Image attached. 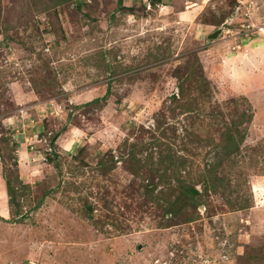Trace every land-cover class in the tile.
<instances>
[{
  "label": "rangeland",
  "instance_id": "rangeland-1",
  "mask_svg": "<svg viewBox=\"0 0 264 264\" xmlns=\"http://www.w3.org/2000/svg\"><path fill=\"white\" fill-rule=\"evenodd\" d=\"M150 1L0 0V117L53 98L58 165L0 136V264H264V0Z\"/></svg>",
  "mask_w": 264,
  "mask_h": 264
},
{
  "label": "crops",
  "instance_id": "crops-1",
  "mask_svg": "<svg viewBox=\"0 0 264 264\" xmlns=\"http://www.w3.org/2000/svg\"><path fill=\"white\" fill-rule=\"evenodd\" d=\"M238 46L240 47V45ZM248 51H246L247 54ZM246 52L244 55H246ZM250 53H252L251 66L264 67V44H258L251 48ZM257 69L258 67L254 70L246 68L245 80H249L253 74L260 72ZM13 99L16 103V110L0 117V136L6 137L5 143L7 140L6 145L13 152L20 177H25V183L28 181H40L45 179L44 177L46 176H43L40 169L46 165L49 166L50 172V168L53 167V162L48 159L50 158L49 156H53L54 151L53 144L50 142L51 138L48 139V136L53 134L52 129L49 128L54 117L53 108L55 109V106L53 98L41 100L34 92L19 90L16 94H13ZM45 120L49 121V124H45ZM82 137L83 131L79 127L71 126L67 128L58 135V139L55 141L57 152L71 150L76 148V146H80L79 143H81ZM1 165L2 159L0 157V169ZM2 171L1 169L0 203H3V211L0 212V215L7 218L9 198Z\"/></svg>",
  "mask_w": 264,
  "mask_h": 264
},
{
  "label": "trees",
  "instance_id": "trees-1",
  "mask_svg": "<svg viewBox=\"0 0 264 264\" xmlns=\"http://www.w3.org/2000/svg\"><path fill=\"white\" fill-rule=\"evenodd\" d=\"M121 1L122 0H118V2H119V4H121ZM151 3H154V0H151L150 1ZM98 100V98H95V99H93L91 102H93V101H97ZM53 141H54V138L52 137L51 139H50V142L53 144ZM7 140H6V143L5 144H7ZM50 161H52L53 162V159H51V158H48ZM16 162H14V164H15ZM54 166H55V168H58V165H57V163L56 162H54V164H53ZM3 175H5L4 173H3ZM5 178V181H6V187H7V192H8V195H9V205L10 206H12L13 205V198H12V196H11V188H10V184H9V180H8V178H6V177H4ZM40 204V203H39ZM38 206V205H37ZM36 206V207H37ZM12 214L14 215V217L15 218H21V219H24L25 218V214L24 213H21V212H18V210L16 209V210H14L13 212H12Z\"/></svg>",
  "mask_w": 264,
  "mask_h": 264
},
{
  "label": "water",
  "instance_id": "water-1",
  "mask_svg": "<svg viewBox=\"0 0 264 264\" xmlns=\"http://www.w3.org/2000/svg\"><path fill=\"white\" fill-rule=\"evenodd\" d=\"M223 29L221 27L217 28L216 30H214L213 32H211L208 36L209 38H217L218 35H220L222 33Z\"/></svg>",
  "mask_w": 264,
  "mask_h": 264
},
{
  "label": "built area",
  "instance_id": "built-area-1",
  "mask_svg": "<svg viewBox=\"0 0 264 264\" xmlns=\"http://www.w3.org/2000/svg\"><path fill=\"white\" fill-rule=\"evenodd\" d=\"M50 150V149H49Z\"/></svg>",
  "mask_w": 264,
  "mask_h": 264
}]
</instances>
